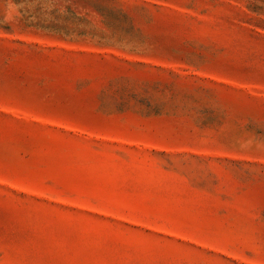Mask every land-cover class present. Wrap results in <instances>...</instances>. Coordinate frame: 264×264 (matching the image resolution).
<instances>
[{
  "label": "rangeland",
  "instance_id": "obj_1",
  "mask_svg": "<svg viewBox=\"0 0 264 264\" xmlns=\"http://www.w3.org/2000/svg\"><path fill=\"white\" fill-rule=\"evenodd\" d=\"M0 264H264V0H0Z\"/></svg>",
  "mask_w": 264,
  "mask_h": 264
}]
</instances>
